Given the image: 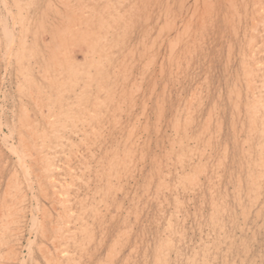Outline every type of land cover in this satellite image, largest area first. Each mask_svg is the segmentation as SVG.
Returning a JSON list of instances; mask_svg holds the SVG:
<instances>
[{"label":"rangeland","instance_id":"rangeland-1","mask_svg":"<svg viewBox=\"0 0 264 264\" xmlns=\"http://www.w3.org/2000/svg\"><path fill=\"white\" fill-rule=\"evenodd\" d=\"M6 1L0 0V207L14 210L17 197L26 195L24 211L11 213L21 222L14 227L19 226L16 260L7 263L21 264L20 257L23 264H49L41 250H56L51 240L58 239L56 208L62 207L55 188L66 183L74 222L81 214L88 223L86 237L78 235L83 248L63 245L77 264H264V177L250 179L257 178L255 165L264 158V127L252 129L244 106L237 109L231 94L239 82V63L249 51L247 37L257 23L263 34L253 36L254 44L263 47L257 56L264 62V15L254 10L264 0H232L234 8L226 0H208L212 6L202 21V6L191 0ZM165 12L173 23L179 22L178 31H169ZM5 29L13 36L8 43ZM170 39L178 43L169 53ZM62 47L64 55L58 52ZM185 47L191 52L181 54V60L179 52ZM44 71L51 74L48 81ZM72 71L79 72L77 78L71 77ZM61 76L72 83L64 86ZM238 89L245 103L246 89L240 84ZM259 90L264 104V88ZM45 92L50 99L58 98L51 105L54 117L58 119L61 106L75 117L62 121L59 116L61 147L50 151L60 183H50L41 174L42 164L29 159L37 207L13 151H25L42 134H48V146L55 144L52 132L42 133L50 126L33 104L39 94L45 100ZM79 117L91 121L89 126L73 127L80 125ZM23 136L27 145L20 142ZM13 178L20 190L7 193ZM74 222L61 234L75 231L79 223Z\"/></svg>","mask_w":264,"mask_h":264},{"label":"bare ground","instance_id":"bare-ground-1","mask_svg":"<svg viewBox=\"0 0 264 264\" xmlns=\"http://www.w3.org/2000/svg\"><path fill=\"white\" fill-rule=\"evenodd\" d=\"M6 1V0H5ZM52 1V0H51ZM3 2H4V0H3ZM7 2V1H6ZM6 2H5V4H6ZM110 2V1H109ZM191 2L193 3V5L195 4V5H198V7L199 6H202L201 7V10H199L200 11V15H202L201 16V18L203 17V16H205V13H206V11H208L209 9H210V7H208V6H210L211 4V2L210 1H208V0H191ZM199 2V3H198ZM260 2H261V0H260ZM111 3V2H110ZM226 3L229 5V7L228 8H232L233 7V5L231 4L232 3V0H226ZM187 4H188V2H187ZM3 5H4V3H3ZM70 5V4H69ZM82 5V4H81ZM100 5V4H99ZM148 5V4H147ZM255 5L257 6V8H254V10L255 9H258V11H257V13L259 14V15H264V4H262V3H255ZM72 6V5H71ZM90 6V5H89ZM111 6V5H110ZM212 6V5H211ZM68 7V6H67ZM103 7V6H102ZM186 7V6H185ZM192 7V6H191ZM105 8H106V6H105ZM194 9H195V7H193ZM209 8V9H208ZM234 8V7H233ZM11 9V8H10ZM108 9H109V7H108ZM199 8H197V10H198ZM212 9V8H211ZM72 10H74V9H72ZM185 10V9H184ZM191 10V9H190ZM193 10V9H192ZM196 10V9H195ZM194 10V11H195ZM196 10V11H197ZM115 11V10H114ZM169 11V10H168ZM244 11V10H243ZM9 12V11H8ZM79 12V11H78ZM185 12H187V11H185ZM185 12L182 14V15H184L185 14ZM255 12V11H254ZM75 13V12H74ZM170 13V12H169ZM169 13H168V15H169ZM208 13V12H207ZM209 13H211V11H209ZM77 14V13H76ZM85 14V13H84ZM100 15H101V13H99ZM98 14V15H99ZM107 14V13H106ZM166 14H167V12H165V16H166ZM189 14V13H188ZM194 14H195V12H194ZM235 14V13H234ZM97 15V16H98ZM187 15V14H186ZM185 15V16H186ZM208 16H209V14H207ZM211 15V14H210ZM231 15V14H230ZM229 15V16H230ZM236 15V14H235ZM102 16V15H101ZM100 16V17H101ZM112 16H115V15H112ZM117 16V15H116ZM173 16V15H172ZM178 16V15H177ZM190 16V15H189ZM197 16V15H196ZM208 16H207V18H208ZM167 17V20H169V23H170V25L171 26H169V27H171V30H170V28H169V31L170 32H172L173 30H176V31H178V29H179V27H180V25H179V22H178V24H177V22L176 23H173V21L174 20H172V19H169V16H166ZM180 17H182V16H180ZM200 17V16H199ZM210 17V16H209ZM232 17V16H231ZM234 17V16H233ZM232 17V18H233ZM15 18V17H14ZM84 18V17H83ZM121 18V17H120ZM193 18V17H192ZM197 18V17H196ZM104 19V18H103ZM131 19V18H130ZM176 19H177V17H176ZM175 19V20H176ZM178 19H179V17H178ZM181 19V18H180ZM187 20H189V18H186ZM185 19V20H186ZM194 19H195V17H194ZM230 19V18H229ZM254 19V18H253ZM12 20V19H11ZM83 20V19H82ZM81 20V21H82ZM193 20V19H192ZM203 20V18L201 19V21ZM206 20V18L204 19V21ZM16 21V20H15ZM76 21H78V20H76ZM98 21V20H97ZM129 21V20H128ZM179 21V20H178ZM200 21V19H199V22H201ZM262 21V20H261ZM5 22V21H4ZM13 22V21H12ZM100 22H102V20H100ZM186 22H188V21H186ZM198 22V21H197ZM206 23H208V20L207 21H205ZM210 22V21H209ZM230 22V21H229ZM255 22V21H254ZM7 23V22H6ZM20 23V22H19ZM69 23V22H68ZM126 22H124V24H125ZM182 23V22H181ZM189 23V22H188ZM204 23V22H203ZM70 24V23H69ZM73 24H75V23H73ZM86 24V23H85ZM108 24H110V23H108ZM108 24H106V25H108ZM187 24V23H186ZM254 24V23H253ZM165 25V24H164ZM167 25H169L168 23H167ZM188 25V24H187ZM201 25V24H200ZM255 26H253V28H251L252 29V37L250 38V36L249 37H247V41H248V47H249V51L247 52H245V55L243 56V58H242V60L240 61V68H241V74H240V76L237 78L238 79V81L239 82H237V83H235L234 85H235V87L232 89V91H231V94L233 95V100H234V103H233V105H235L236 107H237V109H240L242 106H244V109H245V111H246V117L248 118V120H249V125H250V127L252 128V129H256V130H260V126H263L264 127V115H262V112H263V108H264V104H262L261 103V100L259 99V89L260 88H264V75H263V77H260L259 75H260V73L264 70V62H262L259 58H258V54L261 52V50H260V47L261 46H256L255 44H254V41H255V39L253 38V36L254 35H256V36H258V37H262V34H263V31H262V29H260V30H258L259 28H258V26H259V23H257V24H254ZM261 25V24H260ZM5 26V25H4ZM174 26V29L172 28ZM205 26H206V24H205ZM60 27V26H59ZM201 27V26H200ZM188 28V27H187ZM202 28H205V27H202ZM102 29V28H101ZM162 29V28H161ZM6 31H5V35H6V38H7V43L10 41V36H12V34L10 33V31L9 30H7V29H5ZM63 30V29H62ZM166 30V29H165ZM189 30V29H188ZM65 31V30H64ZM117 31V30H116ZM160 31H162V30H160ZM168 32V31H167ZM180 32V31H179ZM185 32V31H184ZM110 33H113V32H110ZM166 33V32H165ZM183 33V32H182ZM181 33V34H182ZM188 33V32H187ZM186 33V34H187ZM92 35H94L93 33H91ZM168 34V33H167ZM171 34V33H170ZM169 34V35H170ZM177 34V33H176ZM110 35V34H109ZM112 35V34H111ZM119 35V34H118ZM174 35V34H173ZM188 35V34H187ZM70 36V35H69ZM88 36V35H87ZM168 36V35H167ZM13 37V36H12ZM68 37V36H67ZM71 37V36H70ZM186 36L185 35H183L182 37H181V40L182 39H184ZM169 38V37H168ZM172 38V37H171ZM91 39V38H90ZM98 39H100V38H98ZM103 39V38H102ZM112 39V38H111ZM145 39V38H144ZM143 39V40H144ZM61 40V39H60ZM82 40V39H81ZM92 40V39H91ZM14 42H15V39L13 40V41H11V43H10V50H11V48L13 49L14 48ZM19 42V41H18ZM72 42V41H71ZM133 42V41H132ZM169 42H170V51H169V53L170 52H172V51H174V49H175V42L176 43H178L177 41H175L174 42V40L173 39H170L169 40ZM147 43H148V41H147ZM146 43V44H147ZM152 43V42H151ZM93 44H94V42H93ZM103 44V43H102ZM54 45V44H53ZM91 45V44H90ZM179 45V44H178ZM177 44H176V46H178ZM260 45V44H259ZM8 46V47H9ZM55 46V45H54ZM53 46V47H54ZM47 47V46H46ZM50 47V46H49ZM55 48V47H54ZM261 48H263V47H261ZM74 49V48H73ZM59 50V51H58ZM58 52L60 53V54H65L66 53V51L64 52V50H63V47L61 48V50H60V48H58ZM88 50V49H87ZM128 50V49H127ZM11 52V51H10ZM48 52V51H47ZM56 52V51H55ZM177 52V51H176ZM175 52V53H176ZM187 52H191V51H189V50H187L186 49V47H185V50H182L181 49V52H179L180 53V57L182 56V55H188L187 54ZM8 53H9V51H8ZM112 53V52H111ZM110 53V54H111ZM263 53V52H262ZM97 54H98V52H97ZM133 54H134V52H133ZM182 54V55H181ZM191 54V53H190ZM11 55V54H10ZM107 55V54H106ZM175 55V54H174ZM95 56V55H94ZM171 56V55H170ZM107 56H105V58H106ZM176 57V56H175ZM178 57V56H177ZM183 57V56H182ZM182 57H181V60H182ZM10 58V57H9ZM18 58V57H17ZM174 58V57H173ZM7 59V58H6ZM11 59V58H10ZM108 59V58H107ZM106 59V60H107ZM151 59V58H150ZM163 59V58H162ZM180 59V58H179ZM54 61H56V60H54ZM123 61V60H122ZM170 61H172L171 59H170ZM174 61V60H173ZM70 62V61H69ZM93 62V61H92ZM97 63V62H96ZM102 63H103V61H102ZM70 64H72L71 62H70ZM125 65V64H124ZM22 66V65H21ZM71 66V65H70ZM73 67V66H72ZM161 67V66H160ZM21 67H19V69H20ZM22 69V68H21ZM24 69V68H23ZM43 69V68H42ZM70 70V69H69ZM91 70V69H90ZM94 71H95V69H93ZM92 70V71H93ZM19 71V70H18ZM51 71H53V70H51ZM50 71V72H51ZM19 72H21V71H19ZM24 72V71H23ZM99 72V71H98ZM72 75H71V77H73V78H77V76L79 75V72L77 71V72H75V71H72ZM87 74V73H86ZM97 74V73H96ZM23 75V74H22ZM63 75H65V74H63ZM67 75V74H66ZM89 75H91V74H89ZM110 76V75H109ZM43 77L45 78V79H47V81H48V79H50V77H51V74L49 73V72H47V71H44V74H43ZM67 77V76H66ZM59 79H60V81H61V83L62 84H64V86L66 85V84H71L72 83V81L69 79V78H65V77H63V76H61V77H59ZM80 79V78H79ZM24 80L25 81H28V78H26L25 76H24ZM98 80H100V78L98 79ZM87 82H88V75H87V78L85 79V84H83V86L80 88L83 92H84V90H85V87H87ZM31 83V82H30ZM76 82H74V84H75ZM97 83V82H96ZM98 83H99V81H98ZM77 84H78V82H77ZM100 84V83H99ZM108 84V83H107ZM114 84V83H113ZM238 84H240L242 87H244L245 89H246V92H247V97H246V99H247V101L244 103V100H243V102H242V95H241V92H240V89H238ZM101 85H103V84H101ZM62 86V85H61ZM100 86V85H99ZM116 86V85H115ZM154 87V86H153ZM17 88V87H16ZM64 88V87H63ZM19 89V88H18ZM51 89H53V88H51ZM50 89V90H51ZM64 89H66V88H64ZM79 89V90H80ZM112 89V88H111ZM110 89V90H111ZM196 89V88H195ZM57 91V90H56ZM66 90H64V92H65ZM73 91V90H72ZM103 91V90H102ZM124 91V90H123ZM83 92H82V94H83ZM99 92H101L100 90H99ZM108 92H109V90H108ZM79 93V92H78ZM122 93V92H121ZM263 93V92H262ZM34 94V93H33ZM59 94V93H58ZM32 95V94H31ZM40 95V94H39ZM39 95L37 96V98L36 97H34V98H36L34 101H33V104H35V106L40 110V114H41V116H40V118H42V120L44 121V123L46 122V125H49L50 127H47V128H49V129H45V128H43L44 130L42 131V133L44 132V133H49V132H52V135H54V137H55V144L53 145V146H48L47 145V143H48V141H49V136H47L48 134H42L41 136H42V138H41V140L40 141H36V140H34V138L32 137V135H30L33 139L32 140H34L33 142L35 143L34 145H29L28 144V146H27V148H25V151H20L19 152V150L18 151H13V150H11V151H13V153H17V157H18V163H19V166H20V169H21V171H22V174H23V176H24V179L26 180V182H27V187H29L28 188V190H30V198H31V200L36 204H34L35 206H37L38 207V197H37V195H36V188H35V185H34V182H33V179H32V173L33 172H35V171H33V172H31V168H29L31 165H30V163H29V159L31 158V161L32 162H34L35 164H42V166H43V168H41L40 170H41V174L44 176H47V177H49V182L50 183H53V184H55V183H57V182H59L60 183V181H58V174H57V169H56V167L54 166V164H53V160L51 159V155H50V151H51V153L54 151V150H56L60 145H61V142H60V139L62 138V135H61V133L60 132H58L57 130H58V128H59V125L61 126L62 124H60L63 120H69V118L70 119H72V118H74L75 117V115H73V116H71L72 114H71V112H70V110H67V109H64L62 106L61 107H59V110H58V114H59V116L62 118V121H60L61 120V118L59 117V116H57L58 117V119L60 118V120L58 121V119L56 118V117H54V115H53V113L55 112V109H53L52 108V104L54 103V105H55V100H58V98H56L55 100H53V99H50L51 97H52V95H51V97H50V95L47 93V92H45V95H46V97H45V100H44V97H42V98H40L39 97ZM42 95V94H41ZM40 95V96H41ZM151 95V94H150ZM43 96V95H42ZM59 96V95H58ZM89 96V95H88ZM19 97H20V95H19ZM18 97V98H19ZM61 97V96H60ZM4 98V97H3ZM104 98V97H103ZM105 98H106V96H105ZM49 100H51V102L49 101ZM157 100V99H156ZM264 100V99H263ZM87 101V100H86ZM95 101V100H94ZM30 102V101H29ZM96 103H97V101H95ZM98 102L100 103V101L98 100ZM21 103V102H20ZM87 103V102H86ZM94 104V103H93ZM104 104V103H103ZM161 104V103H160ZM61 105V104H60ZM95 105H97V104H95ZM100 105V104H99ZM76 106V105H75ZM94 105H92V107H93ZM214 106V105H213ZM158 108V107H157ZM1 109V108H0ZM83 109V108H82ZM85 110H86V108H84ZM96 109V108H95ZM131 109V108H130ZM201 109V108H200ZM225 109V108H224ZM93 110V109H92ZM21 111H23V110H21ZM84 111V110H83ZM74 112V111H73ZM26 113H27V110H26ZM190 113V112H189ZM14 114V113H13ZM92 115V114H91ZM138 115V114H137ZM159 115V114H158ZM190 115V114H189ZM29 118V117H28ZM118 118V117H117ZM136 118V117H135ZM14 119V118H13ZM76 121V120H75ZM88 119L85 117V118H83V117H79V118H77V121H76V123H79L80 125H78V126H73V127H83V125H86V126H89L88 124L91 122V121H89V123H88ZM120 122V121H119ZM118 122V123H119ZM75 123V122H74ZM73 123V124H74ZM72 124V123H71ZM82 124V125H81ZM22 125V124H21ZM34 125V124H33ZM85 126V127H86ZM184 126V125H183ZM36 127V126H35ZM38 127V126H37ZM262 127V128H263ZM34 129V127L32 126V125H30L29 126V130H33ZM61 129V128H60ZM184 129V128H183ZM264 129V128H263ZM36 130V129H35ZM34 130V131H35ZM121 130V129H120ZM175 130V129H174ZM249 130L251 131V129L249 128ZM34 131H32L33 133H34ZM247 131V130H246ZM0 132H2V131H0ZM14 132H15V130H14ZM36 132V131H35ZM37 132H39V131H37ZM85 132V131H84ZM262 132V131H261ZM22 133V132H21ZM29 133V132H28ZM66 133V132H65ZM73 133H75V132H73ZM170 133V132H169ZM178 133V132H177ZM6 134V133H5ZM37 134V133H36ZM86 134V133H85ZM67 135V134H66ZM33 136H34V134H33ZM82 137H83V135H81ZM261 136V135H260ZM73 137V136H72ZM187 137V136H186ZM185 137V138H186ZM261 138V137H260ZM4 139H5V137H4ZM27 139V138H26ZM26 139L24 138V136L23 137H21L20 138V142L24 145H27V141H26ZM39 139V138H38ZM70 139V138H69ZM197 139V138H196ZM13 140V139H12ZM68 140V139H67ZM75 140V139H74ZM79 140V139H78ZM180 140H181V137H180ZM185 140V139H184ZM191 140V139H190ZM195 140V139H194ZM200 140V139H199ZM192 141V140H191ZM197 141V140H196ZM195 141V142H196ZM5 142V141H4ZM11 142H13V141H11ZM183 142V141H182ZM181 142V143H182ZM206 142V141H205ZM207 142H208V140H207ZM73 143V142H72ZM187 143H188V141H187ZM15 144V143H14ZM62 144H64V143H62ZM94 144H95V142H94ZM193 144H194V142H193ZM174 145V144H173ZM177 145V144H176ZM198 145H199V143H198ZM190 146V145H189ZM196 146H197V144H196ZM61 147V146H60ZM75 147V146H74ZM181 147H182V145H181ZM180 147V148H181ZM191 147V146H190ZM193 147H195V146H193ZM7 148H9V147H7ZM179 148V149H180ZM186 148H187V145H186ZM198 148V147H197ZM204 148V147H203ZM13 149V148H12ZM18 149V148H17ZM28 149H30L31 151H28ZM32 149H34V150H37V153L35 154L33 151H32ZM128 149V148H127ZM196 149V148H195ZM260 149L261 150H263L264 149V143H262L261 144V147H260ZM130 150V149H129ZM186 150V149H185ZM191 150H193L192 149V147H191ZM190 150V151H191ZM205 150H206V148H205ZM107 151V150H106ZM181 151H184V150H182L181 149ZM194 151V150H193ZM264 151V150H263ZM262 151V152H263ZM179 152V151H178ZM65 153V152H64ZM127 153V152H126ZM252 153V152H251ZM35 156H34V155ZM57 154V153H56ZM124 154V153H123ZM128 154V153H127ZM81 155V154H80ZM248 155V154H247ZM253 154H251L250 155V157L252 156ZM122 156V155H121ZM120 156V157H121ZM200 156V155H199ZM256 156V154H254V158H256L255 157ZM259 156V155H258ZM67 157V156H66ZM120 157L118 156H116V159L117 158H119L120 159ZM261 157V156H260ZM111 158V157H110ZM178 158H180V157H178ZM197 158V157H196ZM106 160V159H105ZM110 160V159H109ZM131 160V159H130ZM130 160L129 161H127V162H129V164H130ZM155 160V159H154ZM60 161V160H59ZM108 161V160H107ZM252 161H254V160H252ZM31 162V164H33ZM255 162V161H254ZM102 164H104L103 162H101ZM118 164H119V162H117ZM183 163V162H182ZM66 164V163H65ZM110 164H112V163H110ZM195 164V163H194ZM123 165H124V163H123ZM122 165V166H123ZM68 166V165H67ZM110 166V165H109ZM160 166V165H159ZM252 166H254V165H252ZM39 167H41L40 165H39ZM59 167V166H58ZM117 167H118V165H117ZM195 167V166H194ZM250 167V166H249ZM248 167V168H249ZM60 168V167H59ZM110 168V167H109ZM182 168V167H181ZM196 168V167H195ZM253 168V167H252ZM255 168L258 170L257 171V178L256 177H254V175H253V177L252 176H250V179H251V181L252 182H257L258 180L257 179H259V180H262L263 179V177H264V158H260V160H257V163H256V165H255ZM61 169V168H60ZM59 169V170H60ZM72 169V168H71ZM84 169V168H83ZM87 169H88V167H87ZM73 170H75V169H73ZM82 170V169H81ZM105 170V169H104ZM251 170H253V169H251ZM255 170V169H254ZM83 171V170H82ZM81 171V172H82ZM110 171V173H111V170H109ZM156 171V170H155ZM15 173V172H14ZM13 173V174H14ZM37 173V172H36ZM119 173V172H118ZM248 173H251V172H248ZM121 174V173H120ZM16 175V174H15ZM158 175V174H157ZM188 175V174H187ZM189 175H192V174H189ZM188 175V176H189ZM36 176V175H35ZM62 176V175H61ZM113 176V175H112ZM37 177L39 178V175H37ZM77 177V176H76ZM41 178V177H40ZM75 178V177H74ZM187 178V177H186ZM190 178V177H189ZM9 179H11V178H9ZM68 179V178H67ZM77 179H80V178H78L77 177ZM39 180V179H38ZM37 180V181H38ZM88 180V179H87ZM75 181V180H74ZM73 181V182H74ZM83 181V180H82ZM108 181V180H107ZM9 182V181H8ZM39 182V181H38ZM48 182V183H49ZM65 182H67V180L65 181ZM248 182V181H247ZM10 184L8 185L10 188H9V190L8 191H5V192H7V193H9V192H11V189H12V191L13 192H18L19 190H20V186L18 185V183L19 182H17L16 181V178H13L10 182H9ZM41 183V182H40ZM62 183V182H61ZM262 183V182H261ZM110 184V183H109ZM165 184V183H164ZM252 184H254V183H252ZM257 184V183H256ZM106 185H107V183H106ZM113 185V184H112ZM68 186H70V185H68V184H66V183H62L61 184V186H60V188L59 187H56L55 189H56V192L58 193V194H56V196H57V200L59 199V202H58V204L62 207V208H60V207H58V208H56V210L58 209V213H59V215H60V220H59V224H58V227H56V231H57V233H58V235L59 236H57L58 237V239H55V240H51L50 238H49V240H51V241H53L54 242V244L56 245V250L55 251H52V252H48V250H46L45 248L46 247H44V246H42V247H44V248H42V253H43V255H44V257H45V259H46V261L49 263V264H77V258H75L74 256H73V254L66 248V247H64L63 245H65V244H69V243H74L76 246H79L80 245V247H82L83 248V246L84 245H86V244H83V242H82V240H81V238H78L79 236L78 235H80V237L82 236V238L83 237H86V234H88L89 232H88V223L87 222H85V220H84V218H82L81 216V214H79L78 216V219L74 222V217H76V215H74V211H73V209L72 208H70V207H68L67 206V202H69L70 201V198H69V196H70V193L71 192H69V188H68ZM252 186V185H251ZM40 187L42 188V190H43V186L40 184ZM257 187V186H256ZM8 188V187H7ZM53 188V187H52ZM88 188V187H87ZM90 188V187H89ZM6 189V188H5ZM54 189V190H55ZM156 189V188H155ZM248 189H249V187H248ZM257 189V188H256ZM262 189V188H261ZM260 189V190H261ZM251 190H254L255 191V189H251ZM91 191V190H90ZM97 191V190H96ZM191 191V190H190ZM45 192V191H44ZM258 192V191H257ZM25 193V192H24ZM42 194H43V192H41ZM87 193V192H86ZM260 193V192H259ZM17 194V193H16ZM41 194V195H42ZM73 194V193H72ZM256 194V193H255ZM258 194V193H257ZM256 194V195H257ZM23 195V196H22ZM22 195H19L18 197H17V199H16V201H15V204H14V210L13 209H11V207L10 206H8V205H2L1 207H0V261H2V262H5L4 264H6L7 262H9L10 260H16V258H15V256H14V254H17L16 253V248H15V244H16V242H15V236L16 235H18V232H17V230H16V228H18L19 226H16V228L14 229V227H15V225H16V223H20L21 221H18V220H16L14 217H12V215H11V213H12V210H13V212H15V213H17V212H22V211H24V209H23V207H25L24 206V204H25V197H26V195L25 194H22ZM44 195V194H43ZM90 195V194H89ZM7 196V195H6ZM54 196L55 195H53V197H51V199L52 198H54ZM72 196V195H71ZM87 196V195H86ZM102 196V195H101ZM127 196V195H126ZM45 197V196H44ZM80 197V196H79ZM177 197H179V196H177ZM255 197H257V196H255ZM259 197V196H258ZM78 198V197H77ZM92 198V197H91ZM139 198V197H138ZM251 198V197H250ZM253 198V197H252ZM55 199V198H54ZM75 199V198H74ZM97 199V198H96ZM178 199V198H177ZM90 200V199H89ZM239 200V199H238ZM31 201V202H32ZM91 201V200H90ZM95 201V200H94ZM100 201V200H99ZM177 201V200H176ZM179 201V200H178ZM240 201V200H239ZM13 202V201H12ZM11 202V203H12ZM95 202H97V200L95 201ZM101 202V201H100ZM76 203V202H75ZM9 204V203H8ZM55 205L54 204V202L53 203H51V205ZM82 204V203H81ZM53 205H52V207H53ZM70 205V204H69ZM104 205V204H103ZM102 205V206H103ZM90 206H92V205H90ZM96 206H98V205H96ZM30 207H31V205H30ZM36 207V208H37ZM89 207V206H88ZM219 207V206H218ZM84 208H86V206L84 207ZM90 208H92V207H90ZM101 208V207H100ZM177 208V207H176ZM39 208H37L36 210H38ZM55 209V208H54ZM80 209V208H79ZM83 209V208H82ZM98 209H99V207H98ZM44 210V209H43ZM97 210V209H96ZM96 210H93V211H95V212H93V213H96ZM243 210V209H242ZM87 211V210H86ZM98 211V210H97ZM99 211H100V209H99ZM102 211H103V209H102ZM46 212V211H45ZM45 212H43V213H45ZM49 213V212H48ZM103 213V212H102ZM181 213V212H180ZM217 213V212H216ZM13 214V213H12ZM36 214H37V212H36ZM98 214V213H97ZM40 215V214H39ZM50 215V214H49ZM29 217V216H28ZM30 217H31V212H30ZM37 217H38V215H37ZM45 217V216H44ZM89 217H91V216H89ZM35 219V218H34ZM94 218L92 217V220H93ZM35 220H37L38 221V218H36ZM42 220H43V218H42ZM55 220V219H54ZM33 222V221H32ZM36 222V221H35ZM34 222V225L36 224ZM76 223V222H78L79 223V226H76L75 228L77 229H75V231H73L72 233L70 232H68V233H66V236H64V235H62L61 233H62V230L65 228V227H67V229L70 227V225H71V223ZM214 222V221H213ZM39 223V222H38ZM37 223V224H38ZM212 223V222H211ZM215 224V223H214ZM34 225L30 228V229H32V228H34ZM52 225V224H51ZM54 225V224H53ZM57 225V224H56ZM78 225V224H77ZM170 225V224H169ZM38 226V225H37ZM93 226H94V224H93ZM55 227V226H54ZM91 227V226H90ZM176 227V226H175ZM22 228V227H21ZM35 228H36V226H35ZM34 228V229H35ZM38 228V227H37ZM33 229V230H34ZM46 229V228H45ZM55 229V228H54ZM53 229V230H54ZM72 229V228H71ZM101 229V228H100ZM169 229V228H168ZM32 230V231H33ZM42 230V229H41ZM212 230H213V228H212ZM31 231V230H30ZM35 231V230H34ZM36 232H37V230H36ZM168 232V231H167ZM20 234H21V232H19ZM23 233V232H22ZM32 233H34V232H32ZM91 234H92V232H91ZM164 234V233H163ZM180 234V233H179ZM178 234V235H179ZM30 235V234H29ZM35 233H34V235H33V237H35ZM42 235V234H41ZM165 235V234H164ZM48 236H49V234H48ZM29 237V236H28ZM32 237V236H31ZM54 237V236H53ZM87 237H89V236H87ZM91 237V236H90ZM89 237V238H90ZM88 238V239H89ZM159 238V237H158ZM28 239V238H27ZM26 239V241H28ZM54 239V238H53ZM66 239V240H65ZM161 239V238H160ZM85 240V239H84ZM90 240V239H89ZM172 240V239H171ZM29 241H30V243L32 242L33 243V240H31V238L29 239ZM58 241H62L60 244H59V242ZM231 241V240H230ZM52 242V243H53ZM89 242V241H88ZM87 242V243H88ZM159 242V241H158ZM64 243V244H63ZM29 244V243H28ZM59 244V245H58ZM160 244V243H159ZM20 245V244H19ZM41 245H44V244H41ZM161 245H163V244H161ZM173 245V244H172ZM171 245V246H172ZM29 246H31V245H29ZM167 246V245H166ZM170 246V245H169ZM168 247V246H167ZM40 248V247H39ZM157 248H159V247H157ZM28 249H29V247H28ZM31 249V248H30ZM85 249V248H84ZM2 250V251H1ZM17 250H18V248H17ZM29 252H30V250H28ZM80 251V250H79ZM3 252V253H2ZM81 252V251H80ZM86 252V251H85ZM73 253H75V251L73 252ZM158 255V254H157ZM164 256V255H163ZM167 256V255H166ZM25 257V256H24ZM79 257V256H78ZM162 257V256H161ZM82 258V257H81ZM157 258V257H156ZM163 258V257H162ZM165 258V257H164ZM163 258V259H164ZM18 259V258H17ZM163 259H162V262H163ZM19 261V263H21V264H23L24 262H23V258H20L19 257V259H18ZM73 260V261H72ZM156 260H158V258L156 259ZM64 261H66V263H63ZM154 261H155V259H154ZM165 261V260H164ZM23 262V263H22ZM26 263V262H25ZM164 263V262H163ZM8 264V263H7ZM9 264H11V263H9ZM16 264V263H15ZM102 264V263H101ZM154 264V263H153Z\"/></svg>","mask_w":264,"mask_h":264}]
</instances>
